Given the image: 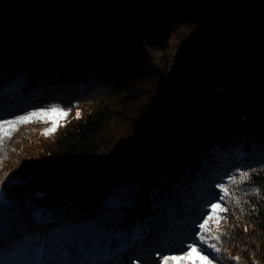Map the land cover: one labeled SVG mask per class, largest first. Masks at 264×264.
<instances>
[{"label":"trees","instance_id":"trees-1","mask_svg":"<svg viewBox=\"0 0 264 264\" xmlns=\"http://www.w3.org/2000/svg\"><path fill=\"white\" fill-rule=\"evenodd\" d=\"M13 1L37 9L0 17V120L68 112L52 136L20 124L0 142L16 240L75 262L71 231L89 256L111 240L110 264H154L203 233L211 264H264V0ZM173 37L194 59L152 64L144 46Z\"/></svg>","mask_w":264,"mask_h":264},{"label":"snow or ice","instance_id":"snow-or-ice-1","mask_svg":"<svg viewBox=\"0 0 264 264\" xmlns=\"http://www.w3.org/2000/svg\"><path fill=\"white\" fill-rule=\"evenodd\" d=\"M68 111H71L70 109ZM68 112L65 111L62 108L58 107H53L48 110H39V111H33L25 116H20L14 120H0V142H3V140L6 139H11L12 132L18 131L19 130V125L20 124H26V123H31L35 121H42V122H51L52 127L45 130L42 135H49L50 133L54 132L57 130L58 126H60V121L67 116ZM80 112H76V118H79ZM246 179H250V175L248 172H241L240 173V179L239 181L236 180L235 177L232 178L233 183H243ZM3 184V181H0V185ZM223 187V185H221ZM4 191L0 189V251L7 250L8 245L5 243V240L7 237L12 236L13 238V252L20 248V247H26L28 244L32 242V236L30 235H25L22 241H18L15 238V235L13 234V230L11 228L10 223L6 220L5 218V211L7 207H9V202L4 199ZM230 193L227 189H225L224 196L221 197V201L225 199H230ZM240 200L236 199V204L240 205ZM43 211L41 209H36L33 213L34 216L36 217H41L43 216ZM227 208H223L218 204H213L212 205V213L216 217V222L217 224L219 223L220 219H224L226 217H223L220 215V212H227ZM207 215V213H205ZM212 219V215H208V218L205 219L202 223L199 224V227L201 229H206V225H208L209 220ZM247 228L245 227V231ZM21 231V227H17L15 229V233L18 234ZM208 234L210 235V229L207 230ZM70 237V241H66L67 244L72 245L76 248V250L84 257V259L81 261V264H100L99 261L96 260H90L88 258L90 249L85 247L86 243V238H78L75 239L73 238L72 232L69 231L67 232ZM226 233H220L217 232L216 236L213 237V239H220L221 235H225ZM36 241H40V236L36 235L35 236ZM207 243V236L205 234H201L198 239H193L192 244L188 245L185 248H182L181 251L184 253L182 256H169L168 254H165L161 259L163 260L164 264H167V261L169 259H172L174 261H177L178 264L180 261H183L184 264H211V262L208 260V255H211L209 253L208 255H204L201 251H198V248L196 245H200L201 248H203L204 244ZM111 244V240H109L105 245H104V250L105 252L108 251L109 246ZM92 247H95V242H93ZM127 247L125 243H122L120 245V248L123 249ZM208 247L213 249L216 253L220 252V248L217 247L215 243L209 244ZM204 252H207L206 248H203ZM63 257L65 258V264H67L69 258H71V252L69 249L65 248L63 251ZM197 257L199 259H197ZM238 259V258H237ZM145 264H148V262H145ZM154 264H161L160 260L154 261Z\"/></svg>","mask_w":264,"mask_h":264},{"label":"rangeland","instance_id":"rangeland-1","mask_svg":"<svg viewBox=\"0 0 264 264\" xmlns=\"http://www.w3.org/2000/svg\"><path fill=\"white\" fill-rule=\"evenodd\" d=\"M37 4L35 2L31 3H21L19 1L13 2H6L5 4H0V17L1 15L5 16H14V15H28L30 12L37 9ZM27 8V9H24ZM5 41H0V46H4ZM168 51L166 53L162 52L161 50H156L150 48L148 45L144 46V50L148 52V59L152 64H158L163 59H169L170 64L175 63L178 60L184 61H192L193 54L187 50H185L181 43L177 40L176 37H173L168 45ZM98 62V61H97ZM264 77V76H263ZM264 86V78L262 87ZM61 108V107H58ZM48 110V109H47ZM68 116V114H67ZM67 116L60 121V124L63 123ZM27 130L29 131L30 137H34L35 135L43 133L45 130L51 128L53 125L51 122H42V121H35L31 123H26ZM55 133L52 132L47 136H52ZM29 137V138H30ZM44 242L39 245V247L33 246H26L20 247L13 252V249L0 251V264H65V258L63 257L62 249L55 250L59 244L50 245L49 247L43 246ZM192 244V243H191ZM190 245V244H189ZM188 246V245H187ZM198 251L203 252L200 247H198ZM122 250V249H121ZM126 252V248L122 250V252ZM116 252H105L99 251L97 253H91L88 257L90 260L99 261L100 264H110V261L115 257ZM165 254L159 255L162 258ZM169 256L177 255L182 256V254H168ZM59 256L61 259H57ZM72 258H69L67 264H81V261L84 258L75 259V262L70 261ZM197 259H199L197 257ZM161 264H164L162 259H159ZM167 264H178L177 261L169 259ZM179 264H184L183 261H180ZM206 264V262H205Z\"/></svg>","mask_w":264,"mask_h":264},{"label":"water","instance_id":"water-1","mask_svg":"<svg viewBox=\"0 0 264 264\" xmlns=\"http://www.w3.org/2000/svg\"><path fill=\"white\" fill-rule=\"evenodd\" d=\"M5 218H6V220L8 221V219H7V209H6V211H5Z\"/></svg>","mask_w":264,"mask_h":264},{"label":"bare ground","instance_id":"bare-ground-1","mask_svg":"<svg viewBox=\"0 0 264 264\" xmlns=\"http://www.w3.org/2000/svg\"><path fill=\"white\" fill-rule=\"evenodd\" d=\"M24 9H27V8H24Z\"/></svg>","mask_w":264,"mask_h":264}]
</instances>
